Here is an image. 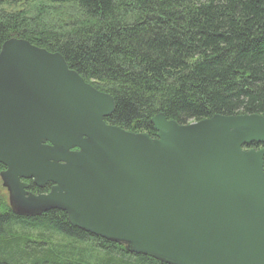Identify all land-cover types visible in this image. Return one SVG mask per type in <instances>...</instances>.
<instances>
[{
  "label": "water",
  "instance_id": "95a60500",
  "mask_svg": "<svg viewBox=\"0 0 264 264\" xmlns=\"http://www.w3.org/2000/svg\"><path fill=\"white\" fill-rule=\"evenodd\" d=\"M113 111L59 53L2 44L0 180L12 213L60 211L164 264H264V116L178 125L160 113L151 138L107 125ZM24 181L50 188L33 194Z\"/></svg>",
  "mask_w": 264,
  "mask_h": 264
},
{
  "label": "trees",
  "instance_id": "16d2710c",
  "mask_svg": "<svg viewBox=\"0 0 264 264\" xmlns=\"http://www.w3.org/2000/svg\"><path fill=\"white\" fill-rule=\"evenodd\" d=\"M11 38L59 53L113 98L106 124L131 133L156 137L160 113L178 125L264 116V0H0V49ZM0 264L164 263L74 228L60 211L13 214L0 180Z\"/></svg>",
  "mask_w": 264,
  "mask_h": 264
},
{
  "label": "flooded vegetation",
  "instance_id": "af4514ba",
  "mask_svg": "<svg viewBox=\"0 0 264 264\" xmlns=\"http://www.w3.org/2000/svg\"><path fill=\"white\" fill-rule=\"evenodd\" d=\"M194 123V122H193ZM191 124V123H190ZM108 125V124H107ZM129 132V131H128ZM252 146V145H251ZM256 146H259V145H256ZM261 147V146H260ZM260 147L258 148V149H260ZM248 149H253V150H258V149H254V148H250V146L248 147ZM263 159H264V157H263ZM25 183H27V182H25ZM28 184V183H27ZM29 185V184H28ZM29 188H30V186H29ZM46 188H50V186H48V187H46ZM29 191H30V189H29ZM48 191H49V189H48ZM47 191V192H48ZM31 192V191H30ZM32 193V192H31ZM34 194V193H33ZM37 194H39V193H37Z\"/></svg>",
  "mask_w": 264,
  "mask_h": 264
}]
</instances>
